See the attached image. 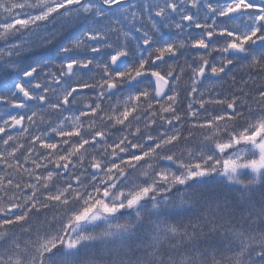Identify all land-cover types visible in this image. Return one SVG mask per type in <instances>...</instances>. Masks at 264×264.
<instances>
[{
	"label": "snow or ice",
	"instance_id": "1",
	"mask_svg": "<svg viewBox=\"0 0 264 264\" xmlns=\"http://www.w3.org/2000/svg\"><path fill=\"white\" fill-rule=\"evenodd\" d=\"M212 175L264 184V0H0V264H78L133 227L86 225ZM246 219L161 218L133 264H264V208Z\"/></svg>",
	"mask_w": 264,
	"mask_h": 264
},
{
	"label": "trees",
	"instance_id": "2",
	"mask_svg": "<svg viewBox=\"0 0 264 264\" xmlns=\"http://www.w3.org/2000/svg\"><path fill=\"white\" fill-rule=\"evenodd\" d=\"M84 25H81L83 27ZM65 34L47 48H39L19 59L25 66L44 64L57 58L60 48L79 32ZM21 37H15L19 40ZM187 192L193 195V203L182 208H154L151 198H146L134 209L121 210L97 225L84 227V231L97 234L103 231L107 223H129L133 227L127 232L116 236H106L101 239L85 242L79 249L70 254L78 264H133L145 252L151 241V234L155 222L161 218L171 222L183 220L187 222L200 216L210 207L220 204L229 209V214L237 221L247 223L249 214H256V210L264 208V184L244 188L239 184L230 183L225 177L212 175L201 180L189 182L187 185L175 189L174 192ZM137 213L140 214L139 218ZM214 243H220L215 237ZM208 243L201 241L203 246ZM69 255L61 249L58 258Z\"/></svg>",
	"mask_w": 264,
	"mask_h": 264
},
{
	"label": "rangeland",
	"instance_id": "3",
	"mask_svg": "<svg viewBox=\"0 0 264 264\" xmlns=\"http://www.w3.org/2000/svg\"><path fill=\"white\" fill-rule=\"evenodd\" d=\"M93 223H95V222H93ZM93 223H90V224H88V225H86V226H89V225H91V224H93Z\"/></svg>",
	"mask_w": 264,
	"mask_h": 264
}]
</instances>
